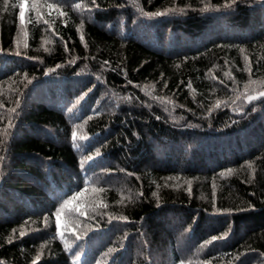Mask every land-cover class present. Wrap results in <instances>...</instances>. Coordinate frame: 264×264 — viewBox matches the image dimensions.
<instances>
[{"label": "trees", "instance_id": "1", "mask_svg": "<svg viewBox=\"0 0 264 264\" xmlns=\"http://www.w3.org/2000/svg\"><path fill=\"white\" fill-rule=\"evenodd\" d=\"M19 4L0 264H264V0Z\"/></svg>", "mask_w": 264, "mask_h": 264}, {"label": "snow or ice", "instance_id": "2", "mask_svg": "<svg viewBox=\"0 0 264 264\" xmlns=\"http://www.w3.org/2000/svg\"><path fill=\"white\" fill-rule=\"evenodd\" d=\"M236 0H232V3H235ZM25 3H26V0H20V4H19V7H20V13H19V16H20V20L21 22L24 21L25 19V12H24V7H25ZM93 3H95V0H93ZM77 7H79V5H77ZM5 8H7V0H5ZM203 10H206V9H203ZM170 11H175L174 9L170 10ZM63 14V13H61ZM146 15H150V16H160V15H163L165 13H162V12H154V13H145ZM45 23H47V21H45ZM261 95H264V93H261ZM248 101H252L254 99L253 96H248L247 97ZM217 107H219V102L217 103ZM14 111V109H13ZM76 136V133H73V138H75ZM97 155H99V153H97ZM56 222H57V227L58 229L62 226V222H61V219H60V214L59 213H56ZM21 235H23V233H21ZM60 235L63 236V232H60ZM215 239V238H213Z\"/></svg>", "mask_w": 264, "mask_h": 264}]
</instances>
